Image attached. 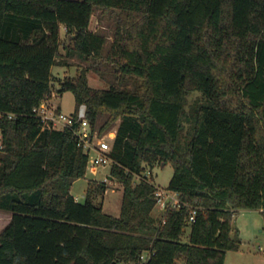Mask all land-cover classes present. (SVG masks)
Instances as JSON below:
<instances>
[{"label":"trees","instance_id":"obj_1","mask_svg":"<svg viewBox=\"0 0 264 264\" xmlns=\"http://www.w3.org/2000/svg\"><path fill=\"white\" fill-rule=\"evenodd\" d=\"M96 8L116 20L108 48L91 28ZM63 26L69 57L104 60L125 84L93 87L84 68L57 90L85 103L93 126L107 113L100 131L119 120L109 176L123 186L119 215L91 184L77 200L89 155L34 111L65 64ZM194 91L206 100L187 108ZM0 129V210L12 213L0 264H225L241 247L235 213L264 211V0H0ZM168 163L167 188L187 205L161 224L143 173Z\"/></svg>","mask_w":264,"mask_h":264},{"label":"rangeland","instance_id":"obj_2","mask_svg":"<svg viewBox=\"0 0 264 264\" xmlns=\"http://www.w3.org/2000/svg\"><path fill=\"white\" fill-rule=\"evenodd\" d=\"M115 18L110 14L104 13L102 9L96 8L93 14L91 28L103 32L107 36L106 48L109 47L115 30ZM61 55L58 58L65 64H55L52 68L54 75L53 92L51 94L54 103L60 106L65 113H72L77 110L75 95L68 90L62 94H58L60 81L67 77H76L81 70L87 68V76L89 84L97 88H107L111 85L123 86L122 82L115 79L114 68L108 62L102 60L95 62L91 59H83L80 56L69 57L67 55L68 47L73 44L71 35L66 33L64 26L61 29ZM56 96H53V95ZM206 97L201 91H194L188 96L189 108L198 102H204ZM108 117L107 113H101L94 129L100 134L115 133L119 120L104 131H100L101 125ZM189 125V124H187ZM114 135V134H113ZM2 145V131L0 129V146ZM92 157L88 162L87 173L84 177L78 178L73 182L71 192L78 201L84 202L87 196L88 187L94 189V198L96 202L103 203L105 211L119 215L121 211V203L123 198V186L117 180L110 176L111 165L94 166ZM174 167L172 163L166 165L156 164L147 166L143 175H145L152 183L162 188L168 189L170 179L173 175ZM138 179V177L136 178ZM105 181L107 188L102 189L100 183ZM154 215L161 218L164 211L158 205L154 210ZM12 213L6 210H0V230H2L10 221ZM237 234L241 239V247L238 250H229L226 255L225 264H264V211L259 209H239L233 220V235ZM189 228L184 236L188 240ZM122 264H136L134 262Z\"/></svg>","mask_w":264,"mask_h":264},{"label":"built area","instance_id":"obj_3","mask_svg":"<svg viewBox=\"0 0 264 264\" xmlns=\"http://www.w3.org/2000/svg\"><path fill=\"white\" fill-rule=\"evenodd\" d=\"M34 111L41 120L43 129H71L79 145L88 153L89 160L93 155L92 162L94 166L111 165L114 162L111 153L116 131L115 133H109L107 136V134H100L98 130H95L87 116V105L85 103H82L74 112L65 113L59 105L53 102L52 96H49L43 98L34 108ZM137 177L138 180L142 178L141 175H137ZM155 196L157 205L164 211L161 224L166 221L167 213L171 208L179 209L183 205H187L182 201L178 192L157 185ZM190 208L189 222L194 220L199 207L190 205ZM149 257L150 251L144 252L141 256L142 262L147 261Z\"/></svg>","mask_w":264,"mask_h":264}]
</instances>
